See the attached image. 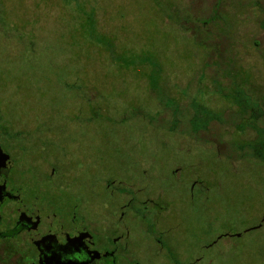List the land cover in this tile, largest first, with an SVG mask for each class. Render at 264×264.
<instances>
[{
	"label": "rangeland",
	"instance_id": "obj_1",
	"mask_svg": "<svg viewBox=\"0 0 264 264\" xmlns=\"http://www.w3.org/2000/svg\"><path fill=\"white\" fill-rule=\"evenodd\" d=\"M213 3L0 0L24 194L117 223L142 264H264V0H224L211 33Z\"/></svg>",
	"mask_w": 264,
	"mask_h": 264
},
{
	"label": "flooded vegetation",
	"instance_id": "obj_2",
	"mask_svg": "<svg viewBox=\"0 0 264 264\" xmlns=\"http://www.w3.org/2000/svg\"><path fill=\"white\" fill-rule=\"evenodd\" d=\"M223 1L212 0L210 16L201 17L206 32H214L207 26L209 20H222L213 16L212 11ZM194 10L199 19L200 10L197 6ZM228 28H232L230 20ZM216 36V55L220 58L219 39L227 35ZM254 42L259 43L256 39ZM231 46H235L232 40ZM237 71L235 77L242 75L244 67L240 66ZM239 83L248 84L244 80ZM3 132L0 129L3 137L0 139V261L7 264H142L117 223L104 227H98L97 222L88 223L74 209L69 197L63 199L55 187L43 188L39 184L24 194L25 187L35 183L19 178L25 175L20 162L17 164L19 154L13 156L15 151H21L14 141L19 134ZM126 204L130 205L131 201Z\"/></svg>",
	"mask_w": 264,
	"mask_h": 264
}]
</instances>
